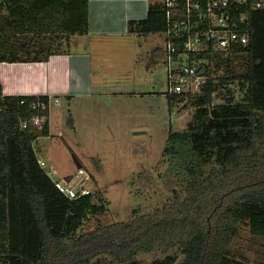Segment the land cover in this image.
Wrapping results in <instances>:
<instances>
[{"label": "trees", "instance_id": "trees-1", "mask_svg": "<svg viewBox=\"0 0 264 264\" xmlns=\"http://www.w3.org/2000/svg\"><path fill=\"white\" fill-rule=\"evenodd\" d=\"M263 1L233 8L245 17L247 44L196 56L199 90L165 92L170 109L193 108L165 147L181 187L169 204L128 220L80 230L109 206L95 192L70 198L56 187L34 148L50 133L48 97L4 95L0 83V264H173L176 255L135 256L174 248L180 264H264L236 247L243 228L264 238ZM166 28L162 2L128 22L130 33ZM89 31V0H0V62L47 60ZM36 115L47 117L41 129L30 122Z\"/></svg>", "mask_w": 264, "mask_h": 264}, {"label": "rangeland", "instance_id": "rangeland-1", "mask_svg": "<svg viewBox=\"0 0 264 264\" xmlns=\"http://www.w3.org/2000/svg\"><path fill=\"white\" fill-rule=\"evenodd\" d=\"M164 39L163 32L97 39L94 68L100 79L112 82L106 89L111 95H98L90 110L63 98L61 104L55 103L51 133L34 142L39 159L61 176L78 171L77 158L89 175L86 186L109 206L106 214L87 219L82 231L164 207L171 202L173 189L181 187L169 171L165 147L169 131L184 129L193 108L182 103L169 107ZM236 247L251 261L264 262V238L250 235L247 228L241 230ZM167 254L177 256L173 264L184 259L180 248L135 257L149 262Z\"/></svg>", "mask_w": 264, "mask_h": 264}, {"label": "crops", "instance_id": "crops-1", "mask_svg": "<svg viewBox=\"0 0 264 264\" xmlns=\"http://www.w3.org/2000/svg\"><path fill=\"white\" fill-rule=\"evenodd\" d=\"M162 0H89L90 31L86 37H71L69 50L53 54L44 61L0 62V83L4 95L47 96L73 101L90 110L98 95L107 97L109 80L97 76L94 68L93 49L95 41L109 36L130 34L128 22L143 19L148 15L149 6ZM73 47V49H72ZM158 56L155 50L153 58ZM106 86V88H102ZM103 91L98 94V90ZM76 100V101H75ZM56 105L50 106V133L56 118ZM59 116V115H58Z\"/></svg>", "mask_w": 264, "mask_h": 264}, {"label": "built area", "instance_id": "built-area-1", "mask_svg": "<svg viewBox=\"0 0 264 264\" xmlns=\"http://www.w3.org/2000/svg\"><path fill=\"white\" fill-rule=\"evenodd\" d=\"M244 1L162 0L167 22L163 32L167 94L199 90L205 79L200 74V65L204 60L196 57L199 53L210 49L227 50L235 44L249 42L248 29L243 26V23L246 24L245 17L233 10ZM263 4L264 1L258 2L257 7ZM48 99L50 106L60 102L59 97ZM41 106L45 107V103ZM46 119V115H36L30 122L41 129ZM26 124L23 122L22 126ZM39 162L56 187L68 197L76 198L91 192L86 186L89 175L84 167L78 168L73 175L61 176L55 167L46 166L43 160Z\"/></svg>", "mask_w": 264, "mask_h": 264}, {"label": "water", "instance_id": "water-1", "mask_svg": "<svg viewBox=\"0 0 264 264\" xmlns=\"http://www.w3.org/2000/svg\"><path fill=\"white\" fill-rule=\"evenodd\" d=\"M75 159H76V163L78 165V168L82 167L83 166L82 163L77 158H75Z\"/></svg>", "mask_w": 264, "mask_h": 264}]
</instances>
